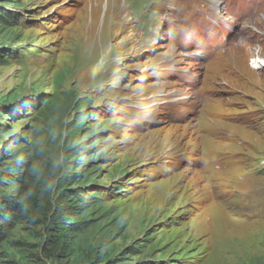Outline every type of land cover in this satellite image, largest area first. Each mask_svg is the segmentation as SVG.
I'll use <instances>...</instances> for the list:
<instances>
[{
  "label": "rangeland",
  "instance_id": "374dc122",
  "mask_svg": "<svg viewBox=\"0 0 264 264\" xmlns=\"http://www.w3.org/2000/svg\"><path fill=\"white\" fill-rule=\"evenodd\" d=\"M252 27L264 0H0V264H264Z\"/></svg>",
  "mask_w": 264,
  "mask_h": 264
},
{
  "label": "bare ground",
  "instance_id": "6f19581e",
  "mask_svg": "<svg viewBox=\"0 0 264 264\" xmlns=\"http://www.w3.org/2000/svg\"><path fill=\"white\" fill-rule=\"evenodd\" d=\"M99 9V2H98V4H97V7H96V10H98ZM216 10V9H215ZM253 31H250V33H252V35H253V37H255V41H257V40H260L261 39V37H264V29H260V28H251ZM243 35V34H242ZM245 35V34H244ZM245 37V36H244ZM260 38V39H259ZM259 49V48H258ZM256 50L257 51V53H256V56L252 59V61H251V66L252 67H254L255 69H259V68H264V56H262L261 55V53H260V50ZM212 131V134L213 135H215V136H219V135H223V136H226L225 135V131L222 129V128H218V129H212L211 130ZM221 131H223L224 132V134H223V132H221ZM218 148V147H217ZM216 148V149H217ZM216 149L215 150H212L211 152H210V154L213 156V157H218V156H220L221 154H222V152L221 151H216ZM162 153H168V154H174V151H171V150H164ZM149 155H152V154H149ZM222 165H221V167H216L214 170L211 168V171H212V173L213 174H217V175H221L222 174V172H223V169H222V167H223V163L224 162H220ZM219 187H220V189H222V188H224V186L222 185V184H219ZM223 213H224V211L223 210H216V211H214L211 215H210V213L206 216V219H205V221L206 222H210V221H214L213 219H216L217 217H219V216H221V217H223ZM220 220V219H219Z\"/></svg>",
  "mask_w": 264,
  "mask_h": 264
},
{
  "label": "trees",
  "instance_id": "16d2710c",
  "mask_svg": "<svg viewBox=\"0 0 264 264\" xmlns=\"http://www.w3.org/2000/svg\"><path fill=\"white\" fill-rule=\"evenodd\" d=\"M0 161H1V156H0ZM6 163H8V162H5V164H2L1 162H0V166H2V167H0V181H1V179L5 176L4 175V173H5V169H8L7 168V164ZM30 183V182H29ZM42 186H43V188H42ZM45 184L44 183H41L40 184V186L38 187V190H39V193H45L46 192V189H45ZM38 193V194H39ZM35 200L32 202V205H33V207L35 208V209H38V210H40L41 212H43L42 211V209H44L45 208V203H37L36 202V198H34ZM70 201V199H67V202H69ZM62 205H65V204H62ZM66 212H61L60 213V219H63V218H65V214ZM59 241H55V243L57 244Z\"/></svg>",
  "mask_w": 264,
  "mask_h": 264
}]
</instances>
